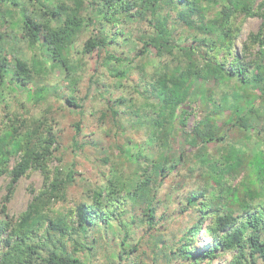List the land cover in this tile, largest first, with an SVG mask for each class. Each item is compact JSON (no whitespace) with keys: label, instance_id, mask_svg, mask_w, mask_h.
I'll return each instance as SVG.
<instances>
[{"label":"clouds","instance_id":"9594fccd","mask_svg":"<svg viewBox=\"0 0 264 264\" xmlns=\"http://www.w3.org/2000/svg\"><path fill=\"white\" fill-rule=\"evenodd\" d=\"M0 264H264V0H0Z\"/></svg>","mask_w":264,"mask_h":264}]
</instances>
